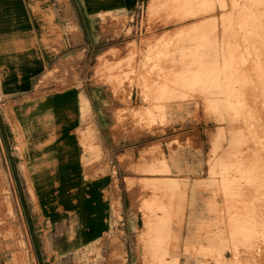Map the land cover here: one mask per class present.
Instances as JSON below:
<instances>
[{
  "label": "rangeland",
  "instance_id": "obj_1",
  "mask_svg": "<svg viewBox=\"0 0 264 264\" xmlns=\"http://www.w3.org/2000/svg\"><path fill=\"white\" fill-rule=\"evenodd\" d=\"M222 1L226 8L201 26L189 21L168 26L167 20L180 19L178 0H164L152 16L150 0H130L129 9L100 14L93 36H87L66 0L64 28L75 47L31 91L44 95L78 87L92 95L102 120L92 104L82 110L97 125L89 120L78 131L81 161L59 180L62 188L76 184L77 216L87 187L108 179L114 192L117 182L120 211L118 216L110 211L104 242L88 251L87 246L64 251L60 226L43 217L42 195L26 163L17 166V156L26 153L25 137L13 124L17 102L0 84V201L11 199L15 217L10 224L0 222V253L20 254L18 264H108L116 238L128 264H144L142 236L151 194L140 183L157 179L175 183L173 232L162 237L170 255L163 264H224L226 254L228 264H253L248 257L232 258L234 249L224 251L231 242L237 251L242 247V234L233 241L227 235L224 202L229 197L248 212L264 208V0ZM59 14L62 8L51 9L54 24ZM90 39L99 40L100 48H88ZM61 50L56 44L53 51ZM67 59L72 62L61 68ZM125 156L123 168L119 158ZM127 180L134 182L132 195ZM239 212L241 222L245 213ZM255 229L263 230L264 223ZM247 241L254 252L264 250V241Z\"/></svg>",
  "mask_w": 264,
  "mask_h": 264
},
{
  "label": "crops",
  "instance_id": "obj_2",
  "mask_svg": "<svg viewBox=\"0 0 264 264\" xmlns=\"http://www.w3.org/2000/svg\"><path fill=\"white\" fill-rule=\"evenodd\" d=\"M69 2L81 35L85 32L87 36H93L100 14L130 8V0ZM66 4V0H0V84L3 93L17 102L13 124L23 130L25 137L22 149L26 153L23 158L17 156V166L26 163L32 184L42 195L43 217L49 220L60 216L51 215L46 194L55 191L60 195L64 182L60 183L59 179L70 176L69 172L76 168L75 161L78 166L81 157L78 131L84 129L89 120L97 125L91 113V119L82 113V99L90 108L91 104L96 108L100 120L103 114L86 89L74 87L44 95L31 91L40 82L42 74L52 65L59 64L67 49L75 47L64 28ZM52 8H62L58 25L51 20ZM56 44L59 50H64L54 52ZM99 45V40L90 39L87 47L100 48ZM13 124H8L10 129ZM18 256L0 253V264H18Z\"/></svg>",
  "mask_w": 264,
  "mask_h": 264
},
{
  "label": "bare ground",
  "instance_id": "obj_3",
  "mask_svg": "<svg viewBox=\"0 0 264 264\" xmlns=\"http://www.w3.org/2000/svg\"><path fill=\"white\" fill-rule=\"evenodd\" d=\"M168 2V0H165ZM177 15L180 17L178 21H166L163 25H171L172 23L180 24L182 22L189 21L191 24H197L194 26H201L204 24L210 14H214L217 10H224L226 4H223L222 0H178ZM164 4V0H150L149 4V16H152L158 12V9ZM239 2H237V5ZM183 8H182V7ZM198 22V23H197ZM188 25V24H184ZM58 33V32H57ZM152 38L146 40L150 41ZM100 60V62H103ZM72 61L69 59L62 61L61 68L64 64H69ZM136 65V64H135ZM60 67H56L59 69ZM83 109L88 110V102L82 99ZM117 133V128L112 129L113 136ZM151 151V150H150ZM130 157V155H129ZM121 167H126V162L128 158H119ZM170 170H167V173ZM1 180V179H0ZM108 179L102 182L93 184L85 189V202L83 213L77 216L79 209L78 195L79 190L76 188V184H68L61 189L60 195L56 193L48 194V202L50 203L49 209H57L59 212V218L54 219L57 221L58 229L57 233L60 234L61 241L59 244L65 252H69L76 247L87 246V251L89 248L93 247L97 242H104L107 233L110 230L109 215L110 211L113 212L115 216H118L121 207L120 201V191L117 182L115 183V190L111 192L110 187L107 185ZM133 183L131 180H127V192H131ZM173 181L161 182L157 179H152L150 181H145L140 183L144 188L146 194H151L150 200L151 205L145 208V233L143 234V254H144V264H163L165 256L170 255L167 248H163L162 237L163 233L169 235L172 234L173 228L171 225V211L173 209V199L174 194L172 192L174 187ZM6 185V183H5ZM151 187V188H148ZM148 188V189H147ZM31 196L36 200V194L33 188H30ZM147 189V190H146ZM234 202L231 198H225V224L227 226V235L232 241L242 234L241 250L237 251L232 242L227 245L224 249L225 253H230L234 249V256L237 257H248L253 264H264V250L259 252L253 251L254 248H249V241L262 240L264 241V229L256 230L255 225L264 223V208H257L256 210L245 211L240 208L239 205ZM11 199L4 198L0 201V222L2 223H12V217L14 213L11 209ZM52 207V208H51ZM7 208L8 215L5 217L4 212ZM60 208V209H59ZM239 211L244 212L245 215L241 222H239ZM15 218V217H13ZM250 231H255L256 236H249ZM50 244V239L48 240ZM22 245V243H21ZM235 245V243H234ZM23 246V245H22ZM85 248V249H86ZM19 256H21L19 254ZM225 255L224 264H228V258ZM227 259V260H226ZM67 261V258H66ZM108 264H128L125 259L123 246L115 238L111 241L110 252L108 254Z\"/></svg>",
  "mask_w": 264,
  "mask_h": 264
}]
</instances>
